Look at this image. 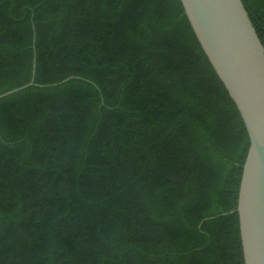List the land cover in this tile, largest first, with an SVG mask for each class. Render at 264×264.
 Instances as JSON below:
<instances>
[{"label": "trees", "instance_id": "16d2710c", "mask_svg": "<svg viewBox=\"0 0 264 264\" xmlns=\"http://www.w3.org/2000/svg\"><path fill=\"white\" fill-rule=\"evenodd\" d=\"M31 79L0 98V264H244L248 137L179 0H0V94Z\"/></svg>", "mask_w": 264, "mask_h": 264}, {"label": "water", "instance_id": "95a60500", "mask_svg": "<svg viewBox=\"0 0 264 264\" xmlns=\"http://www.w3.org/2000/svg\"><path fill=\"white\" fill-rule=\"evenodd\" d=\"M179 1L247 133L235 211L244 264H264V47L241 0Z\"/></svg>", "mask_w": 264, "mask_h": 264}]
</instances>
